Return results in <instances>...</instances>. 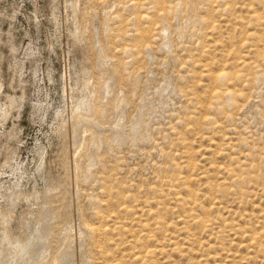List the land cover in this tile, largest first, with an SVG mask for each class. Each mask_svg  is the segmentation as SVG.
I'll use <instances>...</instances> for the list:
<instances>
[{
    "label": "rangeland",
    "instance_id": "rangeland-1",
    "mask_svg": "<svg viewBox=\"0 0 264 264\" xmlns=\"http://www.w3.org/2000/svg\"><path fill=\"white\" fill-rule=\"evenodd\" d=\"M0 264H264V0H0Z\"/></svg>",
    "mask_w": 264,
    "mask_h": 264
}]
</instances>
